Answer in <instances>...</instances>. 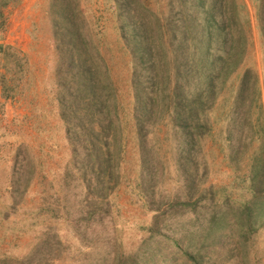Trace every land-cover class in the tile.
Masks as SVG:
<instances>
[{"label":"rangeland","instance_id":"374dc122","mask_svg":"<svg viewBox=\"0 0 264 264\" xmlns=\"http://www.w3.org/2000/svg\"><path fill=\"white\" fill-rule=\"evenodd\" d=\"M7 1L2 6L0 0V46L9 50L8 56L0 53V264L28 258L33 264L120 263L165 223L169 201L189 198V176L179 168L181 144L171 113L158 108L148 123L134 120L132 54L122 39L118 6L133 2L157 19L173 61L178 50L170 46L176 36L170 25L186 26L179 16L188 8L191 27L202 0H68L91 52L88 63L111 79L112 88L103 92L114 94L118 114L112 96L107 111L102 98L84 93L81 70L69 65L68 43L57 26L61 0ZM219 5L245 20L231 29L236 42L229 81L207 103L209 130L195 150L202 178L191 201L201 195L208 216L228 204L242 211L252 201L249 177L264 153L258 130L245 132L236 160L230 155L239 148V134H232L234 146L223 135L247 70L254 75L240 120L256 129L264 125V0ZM111 115L119 119L109 128ZM254 227L203 254V264H264V225Z\"/></svg>","mask_w":264,"mask_h":264},{"label":"trees","instance_id":"16d2710c","mask_svg":"<svg viewBox=\"0 0 264 264\" xmlns=\"http://www.w3.org/2000/svg\"><path fill=\"white\" fill-rule=\"evenodd\" d=\"M225 1L202 0L196 6L198 11L191 27L189 12L192 14V9L188 8H185L186 11L179 16L181 20H187L186 26L180 25L179 30H175L170 25L171 31L173 30V34L176 35L172 41L170 39V46L176 45L178 50L175 51L176 57L173 61H169L159 21L149 12L134 8L133 2L118 6L122 39L125 40L132 54L134 120L139 124L140 122L146 124L151 121L158 108L160 112H164V108L171 113L174 130L179 134L181 144L178 148L181 161L179 168L183 170L184 175L189 176L186 185L189 198L184 200L185 202L169 201L168 208L164 212L167 219L165 223L158 224L155 228L156 232L142 240L138 249L133 250L129 257L121 259L122 262L117 264H203L205 256L203 254L212 249H219V245H224L235 232L264 225L263 150L261 152L263 154L254 159L253 171L249 177L251 186L247 191L251 194L252 201L242 204L243 209H240L242 211L235 210L233 204L223 208L216 202L217 196L212 194L209 198L211 197L216 207L223 208L224 212L216 209L208 216L206 213L210 206L204 204L201 195L199 201L194 203L191 201L192 193L197 192L195 190L199 189L198 181L202 178L201 164L195 150L201 143L202 135L209 130L207 103L210 102L211 97L217 98L219 88L229 81V66L233 63L230 49L231 44L234 45L236 42L232 37L231 29L238 26L240 20H245L243 15L235 14L234 11L225 10L224 13L222 9L224 7L219 4ZM61 2L57 26L61 27L60 36L65 40L64 44L68 43L69 65L81 70L78 73L81 75L84 93L94 99L102 98V101L106 102L103 107L105 110L110 109L108 103L112 96V102L115 104H112L114 106L112 112L118 114V104L114 94L111 95L109 92V95H106L103 92L104 89L112 88L111 79L100 75L101 70L95 64L88 63L91 52L83 43V33L76 22L75 7L68 0ZM1 4L6 6L8 1L1 0ZM233 15L238 19V23L234 22ZM226 16L233 20L225 21ZM239 28L240 26L236 30ZM2 52L5 56L9 55V50L4 46H0V53ZM78 60L85 63L81 64ZM90 60L93 61L92 56ZM81 66L84 68L81 69ZM253 75L252 71L247 70L241 78L234 107L227 117L228 125L223 131V135H226L225 143L230 146H234L232 144L234 131L236 130L239 136L242 134L241 137L237 136L238 139L235 138L239 148L234 149L236 152L230 155L235 160L244 149L246 139L243 135L248 129L251 133L258 130L264 135L263 124L260 123L259 129H256L240 120L246 109L245 97L250 91ZM6 94L9 96L7 92ZM115 117L119 119L118 116L111 115L108 120L109 128L113 125ZM147 169L150 170V167L147 166ZM188 214L192 218L184 220L183 217H187ZM30 260L31 258L25 259L23 264L29 262L33 264V260Z\"/></svg>","mask_w":264,"mask_h":264}]
</instances>
